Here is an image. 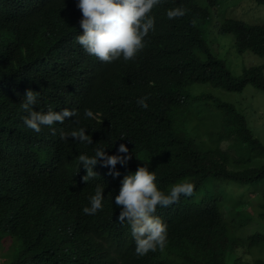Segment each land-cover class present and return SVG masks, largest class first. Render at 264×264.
Wrapping results in <instances>:
<instances>
[{
    "label": "trees",
    "instance_id": "16d2710c",
    "mask_svg": "<svg viewBox=\"0 0 264 264\" xmlns=\"http://www.w3.org/2000/svg\"><path fill=\"white\" fill-rule=\"evenodd\" d=\"M224 1L160 0L151 10L150 38H143L144 47L128 61L96 65L99 60L83 49H70L84 65L75 61L64 67L63 53L73 40L59 47L55 40L22 32L43 63L61 70L63 78L52 84L46 71L30 72L31 63L14 59L6 67L0 59V238L6 231L23 238L20 247L15 244L1 256L0 264H251L242 258L253 253L258 255L253 264H264V190L256 197L264 186V143L254 135L239 103L192 94L193 85L205 84L228 93H242L248 85L264 91V65L234 75L206 36L214 25L212 10ZM255 1L264 5V0ZM38 2L45 12L71 4L73 22L81 16L75 0H0L7 15L1 26L18 22ZM176 6L185 9L184 15L167 18L165 9ZM212 29L235 35L237 53L264 57V25L227 20ZM21 88L38 92L34 110L68 108L76 115L54 122L55 133L48 126L39 132L26 128L19 108ZM145 95L148 107L141 108L136 98ZM85 107L93 117L83 116ZM204 109L207 115L198 117ZM78 126L86 128L91 144L60 138V130ZM224 141L227 150L220 148ZM120 143L128 148L129 159L124 166H114L119 175L97 163L93 170L98 175L82 180L85 171L78 168L76 155L93 154L97 144L114 154ZM143 164L154 171L158 188L166 191L173 183L189 180L193 189L156 207L155 214L167 225V243L140 256L133 251L127 223L116 220L119 207L112 197L122 176ZM96 184L105 185L102 208L84 214L81 209ZM254 225L258 231L247 234Z\"/></svg>",
    "mask_w": 264,
    "mask_h": 264
},
{
    "label": "clouds",
    "instance_id": "9594fccd",
    "mask_svg": "<svg viewBox=\"0 0 264 264\" xmlns=\"http://www.w3.org/2000/svg\"><path fill=\"white\" fill-rule=\"evenodd\" d=\"M159 3L160 0H75V6L81 13L77 23L76 18L75 22L72 20L71 4H59L45 12L42 10L41 2H38L35 9L22 13L19 21L14 20L10 27L5 28L0 23V33L4 32V35H0V59L6 67L14 59L22 63H31L30 72L46 71L50 83L61 81L63 78L60 76L61 70H52L46 66L42 56L26 41V36L22 32L27 30L34 32L36 39L55 40L59 46L73 40L74 45H67L66 52L63 53L64 67L71 66L75 61L82 62L70 53V49L80 52L83 49L99 60L97 64L119 59L131 60L144 47L143 38L154 27L151 10ZM184 13L185 9L181 6L166 8L164 12L169 19L181 17ZM53 19H56L55 23H52ZM3 20H7V15L0 6V22ZM6 57H11V61L5 60ZM22 90L24 94L19 102V108L25 113L21 119L26 128L39 132L41 126H48L49 130L55 133L57 129L53 127L54 122L60 123L66 117L76 115L74 109L68 108H60L59 111H54L50 107L46 110L39 108L34 110L33 105L38 103V92L30 88ZM146 100V95L140 96L136 98V103L141 108H146L148 107ZM83 116L93 117L92 110L85 107ZM85 129L80 126L73 127L68 131L60 130L59 135L61 139L71 137L83 144H91V136L85 133ZM105 148L97 144L93 148V154L80 152L76 155L78 168L82 167L85 171L82 180L87 181L98 175L93 170L97 163L108 166L113 176L119 175L118 170L114 168L117 163L122 166L127 164L129 150L124 143L116 147L114 154H108ZM104 187V184L95 185L93 193L88 196L87 205L81 209L82 213L91 215L102 208ZM192 189L193 185L189 180L173 183L166 191L158 188L155 173L149 170L146 164L137 165L135 170L122 176L118 191L112 199L119 207L116 220L127 223L129 227L135 254L142 256L148 251H155L157 248L162 250L165 247L167 225L155 214L156 207L167 206L175 202L180 195L188 196ZM22 242L23 238L19 232L3 233L0 238V261L2 255L10 252L15 244L20 247Z\"/></svg>",
    "mask_w": 264,
    "mask_h": 264
},
{
    "label": "rangeland",
    "instance_id": "374dc122",
    "mask_svg": "<svg viewBox=\"0 0 264 264\" xmlns=\"http://www.w3.org/2000/svg\"><path fill=\"white\" fill-rule=\"evenodd\" d=\"M211 19L214 24L212 28H216L217 26V30L227 20H239L252 25H264V5L258 4L255 0H225L218 8L212 10ZM212 28L209 27L207 29L206 36L210 42L215 43V48H219L232 74L240 75L245 67H258L264 65V57H260L252 52L239 54L235 51V35L221 34ZM262 73L264 74V70ZM192 94L210 95L222 102L239 103V107L249 116L247 121L254 135L264 143V91L248 85L242 93H228L220 88L205 84L193 85ZM207 113V109H204L200 111L198 117L206 116ZM220 148L227 150L228 142L224 141ZM229 153L234 159L237 158L234 151H230ZM234 167L238 168L237 165ZM263 190L264 186H260L256 197H258ZM255 230L258 231L256 225L250 227L247 234H251ZM257 256L256 253H253V255L241 257H243L242 259L244 261L253 264Z\"/></svg>",
    "mask_w": 264,
    "mask_h": 264
},
{
    "label": "bare ground",
    "instance_id": "6f19581e",
    "mask_svg": "<svg viewBox=\"0 0 264 264\" xmlns=\"http://www.w3.org/2000/svg\"><path fill=\"white\" fill-rule=\"evenodd\" d=\"M60 47V46H59ZM62 47V46H61ZM108 63V62H107ZM96 65H97V63H96ZM100 65V64H99ZM95 67H97V66H95ZM100 67V66H99ZM102 67V66H101ZM100 69V68H99ZM101 70V69H100ZM99 71V70H98ZM9 72V71H8ZM11 72H12V70H11ZM17 73V72H16ZM18 73H19V71H18ZM101 73V72H100ZM15 74V73H14ZM18 74H16V76H17ZM13 76V75H12ZM102 76V75H101ZM1 80V79H0ZM10 80V79H9ZM7 82V81H6ZM20 82V81H19ZM4 83H5V81H4ZM6 85V84H5ZM8 87V86H7ZM12 87H13V85H12ZM1 90V89H0ZM8 91H10V90H8ZM98 92H99V90H98ZM8 93V92H7ZM10 93V92H9ZM97 93V92H96ZM5 96H7V94L5 95ZM93 98V97H92ZM2 99H4V98H2ZM13 102V101H12ZM0 103H1V101H0ZM11 103V102H10ZM15 103V102H14ZM12 104V103H11ZM14 105V104H13ZM16 105V104H15ZM5 106V105H4ZM7 106H8V103H7ZM6 107V106H5ZM20 113H22V112H20ZM24 115V114H23ZM21 117V116H20ZM22 121V120H21ZM5 185V184H4ZM15 189V188H14ZM15 191V190H14ZM20 191V190H19ZM13 193H15V192H13ZM7 195H9V193L7 194ZM2 196V195H1ZM12 196V195H11ZM14 197V196H13ZM3 198V197H2ZM1 198V199H2ZM14 198H16V197H14ZM6 199V198H5ZM3 200V199H2ZM13 200H15V199H13ZM18 200V199H17ZM20 200H22V199H20ZM5 202H6V200H5ZM16 202V201H15ZM6 203H8V202H6ZM43 204V203H42ZM4 205H5V203H4ZM11 205V204H10ZM9 205V206H10ZM6 206H7V204H6ZM8 207V206H7ZM55 207V206H54ZM58 207V206H57ZM3 208H5V207H3ZM7 209V208H6ZM59 209H61V208H59ZM2 210H4V209H2ZM49 211H51V210H49ZM64 211V210H63ZM4 212V211H3ZM45 213H46V211H44ZM5 214V213H4ZM47 214V213H46ZM62 214H63V212H62ZM44 215V214H43ZM52 215V214H51ZM55 215V214H54ZM47 216H49V215H47ZM50 217V216H49ZM58 217H59V215H58ZM5 218H6V215H5ZM45 218V217H44ZM60 218V217H59ZM62 218H63V216H62ZM67 217H65V219H66ZM2 219V218H1ZM4 219V218H3ZM46 219H49V218H46ZM53 219H54V217H53ZM53 219H51V220H53ZM68 219V218H67ZM66 219V220H67ZM5 220V219H4ZM43 220V219H42ZM58 220H61V221H63V219H58ZM57 220V221H58ZM41 221V220H40ZM1 222H4L3 220H1ZM46 222V221H45ZM52 222V221H51ZM54 222V221H53ZM64 222V221H63ZM63 222H60V223H63ZM69 222V221H68ZM42 223V222H41ZM57 223V222H56ZM59 223V224H60ZM78 223H79V221H78ZM82 223V222H81ZM45 224V223H44ZM55 224V223H54ZM53 224V225H54ZM64 224V223H63ZM68 224V223H67ZM75 224V223H74ZM73 224V225H74ZM47 225V222H46V224H45V226ZM51 225V224H50ZM50 225H48L49 227H50ZM57 225V224H56ZM55 225V226H56ZM65 225V224H64ZM44 226V227H45ZM52 226V225H51ZM59 226V225H58ZM61 226V225H60ZM75 226V225H74ZM54 227V226H53ZM63 227H65V226H63ZM52 228V227H51ZM41 229H43V228H41ZM48 229V228H47ZM54 229H55V227H54ZM45 230V229H44ZM86 230V229H85ZM60 231H62V230H60ZM71 231H72V229H71ZM56 232V231H55ZM58 233H59V231H58ZM52 234V233H51ZM61 234V233H60ZM49 235V234H48ZM54 235V234H53ZM56 235V234H55ZM50 236V235H49ZM61 236V235H60ZM65 236V235H64ZM55 237H58V236H55ZM53 238V237H52ZM87 239V238H86ZM94 239V238H93ZM60 241V240H59ZM57 242V241H56ZM98 242V241H97ZM58 243V242H57ZM100 243V242H99ZM64 245V244H63ZM97 247H98V245H97ZM94 248H95V246H94ZM103 248H104V246H103ZM97 249V248H96ZM97 252V251H96ZM105 252V251H104Z\"/></svg>",
    "mask_w": 264,
    "mask_h": 264
}]
</instances>
